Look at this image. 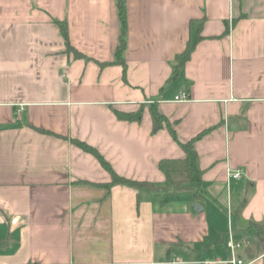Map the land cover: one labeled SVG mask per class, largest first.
<instances>
[{"label": "crops", "instance_id": "obj_1", "mask_svg": "<svg viewBox=\"0 0 264 264\" xmlns=\"http://www.w3.org/2000/svg\"><path fill=\"white\" fill-rule=\"evenodd\" d=\"M123 7L124 77L114 0H0V264H229V229L243 263L264 264L239 231L264 225V0ZM53 20L88 60L65 52ZM140 108L137 122L114 113ZM169 127L181 142L209 129L194 143L199 201L188 190H107L110 174L71 142L159 185L158 162L184 157Z\"/></svg>", "mask_w": 264, "mask_h": 264}, {"label": "trees", "instance_id": "obj_2", "mask_svg": "<svg viewBox=\"0 0 264 264\" xmlns=\"http://www.w3.org/2000/svg\"><path fill=\"white\" fill-rule=\"evenodd\" d=\"M114 2L119 22V33L117 39V46L114 53V63L122 66L124 77L125 63L122 55L126 47V19L123 7V0H114ZM53 22L59 28L60 34L63 39L65 52L68 55H72L76 59L83 58L88 60V58H86L70 43L66 22L59 20H53ZM199 38L200 37L197 36L196 39L188 42L184 51L176 55L174 76L177 75V72L184 66L186 61L189 59L190 54L193 51V48ZM106 64L107 63H100V65ZM149 110L154 123H158L159 125H161L162 122L166 121L165 117L157 111L154 104L149 107ZM114 113L118 119L129 122H137L142 117L141 108L134 112H121L114 110ZM208 131L209 129L203 130L194 138L186 142H181L178 140L175 131L169 127V133L174 139V141H176V143L183 150L184 157L180 159H162L158 162V168L163 173L165 178L164 183L159 185L148 181L130 180L123 176H120L112 169L110 164L102 157V155H100V153L96 149L76 139H71V142L82 150H84L85 152L93 155L99 161L103 169H105L110 174V181L101 185V187L107 190H109L112 186L115 185H125L137 191H163L166 195L180 190H188L191 193V196L196 201H199L202 198L199 193V187L202 182L203 171L198 166V156L194 148V143ZM239 231L245 239L253 233V237L245 246V252L249 257L253 258L264 253L263 224L254 221H248L247 224L242 227Z\"/></svg>", "mask_w": 264, "mask_h": 264}, {"label": "built area", "instance_id": "obj_3", "mask_svg": "<svg viewBox=\"0 0 264 264\" xmlns=\"http://www.w3.org/2000/svg\"><path fill=\"white\" fill-rule=\"evenodd\" d=\"M186 97L185 92H181L179 95L174 97V101H181ZM241 170H235L233 172H229V175L235 177V178H239L241 176ZM242 246V241H235L232 235L231 230H228V238L226 241V247L229 250V259L227 260V262L229 264H244L243 261L240 259V257L238 256V250L241 248Z\"/></svg>", "mask_w": 264, "mask_h": 264}, {"label": "water", "instance_id": "obj_4", "mask_svg": "<svg viewBox=\"0 0 264 264\" xmlns=\"http://www.w3.org/2000/svg\"><path fill=\"white\" fill-rule=\"evenodd\" d=\"M157 127H158V125L155 126V128H157ZM193 208H194L195 211L201 209V207H200V205L198 203H196Z\"/></svg>", "mask_w": 264, "mask_h": 264}, {"label": "rangeland", "instance_id": "obj_5", "mask_svg": "<svg viewBox=\"0 0 264 264\" xmlns=\"http://www.w3.org/2000/svg\"><path fill=\"white\" fill-rule=\"evenodd\" d=\"M247 240H248V241H250V240H251V237H250V236H248V237H247Z\"/></svg>", "mask_w": 264, "mask_h": 264}]
</instances>
